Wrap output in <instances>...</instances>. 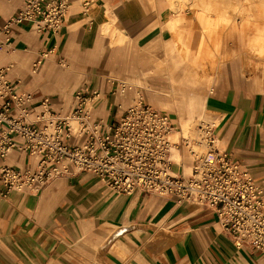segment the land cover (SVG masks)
Instances as JSON below:
<instances>
[{"label": "crops", "instance_id": "1", "mask_svg": "<svg viewBox=\"0 0 264 264\" xmlns=\"http://www.w3.org/2000/svg\"><path fill=\"white\" fill-rule=\"evenodd\" d=\"M25 1L0 0V19L9 18ZM143 2L160 10L171 7L167 9L166 24L171 37L163 39L161 33L155 34L142 49L144 56L139 68L147 72L150 62L158 73L156 83L148 86L164 93L166 84L172 85L171 78H180L181 85L176 87L180 93L187 94L197 93L193 87L201 89L210 84L211 73L205 71L223 60L215 58L220 51L218 43L214 46L215 43L206 40L196 41L191 20L183 10L187 4L195 5L194 0L186 4L184 0ZM72 16H66L64 23ZM195 19L208 29L204 33L207 38L222 34L211 29L213 22L208 15L197 14ZM220 20L223 18L217 20L215 27ZM31 29L30 24L16 27L11 41L0 46V71L5 79L36 95L31 102L36 115L41 109V99L49 98L44 87L59 90L62 81L50 83L47 78L52 76L47 74L58 70L54 63L63 59L73 35L58 40L56 32L39 33L37 41ZM102 30L108 38L103 51L110 48V43L119 45L120 50L131 49L132 38L117 27L115 17ZM151 31L153 28L149 27L143 33L146 36ZM113 48L111 45L110 49ZM37 55L41 58L35 60ZM33 60V67L37 63L42 65L35 77L27 70ZM35 82L38 88L31 91ZM143 82L147 84V79ZM249 85L255 89L253 80ZM50 102L56 111L51 99ZM246 140L250 144L240 145L241 150L256 149L255 144L251 146L256 141L254 136L250 134ZM224 151L232 155L231 151ZM261 156L259 161L264 169V152ZM33 162L32 156L18 149L0 157V193L4 165L23 167ZM194 204L178 203L172 196L140 189L132 193L117 192L86 171L62 173L49 179L39 192L14 191L7 197L0 195V264H236L232 260L236 251L247 264H264L263 251L237 243L223 230L213 209L198 204L192 208Z\"/></svg>", "mask_w": 264, "mask_h": 264}, {"label": "rangeland", "instance_id": "2", "mask_svg": "<svg viewBox=\"0 0 264 264\" xmlns=\"http://www.w3.org/2000/svg\"><path fill=\"white\" fill-rule=\"evenodd\" d=\"M86 2L89 4L86 5ZM184 2L186 4L188 0ZM194 3L195 5H185L183 10L191 20V29L196 33V41L201 43L206 40L215 43L214 46L218 43L220 51L215 58L223 60L220 64L213 63L214 68L205 71L211 73L210 84L201 89L193 87V91L197 93H180L185 95L184 106L186 105L188 110L191 107L197 110L191 119L197 131L202 133V140L198 144L199 152L205 153L211 148L210 145L223 151H231L250 171L264 197V169L259 161L264 152V94L260 93H264V0H194ZM69 5L66 16H73L66 23L63 22L56 34L58 40L73 36L63 59L54 63L58 70L48 73L52 78L47 79L50 83L60 82L68 66V72L76 70L83 74L71 89L70 99H65L60 90L50 89V86L44 87L43 91L51 99L56 112L62 117L70 116L76 105V94L81 91L87 98L86 109L106 123L119 121L129 107L142 101L170 114L174 123L173 129L180 131V119L188 117L189 113L184 115L173 110L168 104H158V89L148 86L156 81L155 76L158 75L154 64L147 62V72L139 68L144 56L142 49L150 44L155 34L161 33L163 39L171 37V31L166 25L169 18L167 9L171 7L167 6L163 10L158 7L151 8L145 5L143 0H70ZM206 9L210 10L205 11ZM197 14L208 15L213 22L211 29L219 30L222 34L207 38L204 33L208 29L202 21L195 19ZM114 17L117 27L132 38V46L128 52L111 43L110 48L111 45L114 48L103 51L108 38L102 27ZM222 18L215 27L217 20ZM31 27L35 40L39 41L40 32L37 25ZM149 27H152L153 31L145 36L147 33L143 32ZM40 58L37 55L35 60ZM33 63L34 60L27 66V70L35 77L41 72L42 65L37 63V66L33 67ZM180 71L182 70L179 69ZM146 79L147 84L143 82ZM252 80L255 89L249 85ZM169 85L170 82L166 84L167 89ZM178 85H181V82ZM37 88L35 82L31 91ZM32 94L35 98L36 95ZM33 113L29 117L30 120L35 119ZM73 124L74 127L78 125L76 121ZM250 134L256 139L251 143V146L255 144L256 149L241 150L240 145L250 144L246 140ZM169 140L173 146L174 141L172 142L170 135ZM185 141L180 132L177 146L183 153V158ZM198 155L192 157L190 166L185 165V162L183 166L175 162L171 153L173 174L189 175ZM195 206L198 205L194 204L192 208ZM240 248L239 250H243ZM232 258L236 264H247L239 251L234 252Z\"/></svg>", "mask_w": 264, "mask_h": 264}, {"label": "built area", "instance_id": "3", "mask_svg": "<svg viewBox=\"0 0 264 264\" xmlns=\"http://www.w3.org/2000/svg\"><path fill=\"white\" fill-rule=\"evenodd\" d=\"M69 3L26 0L9 18L0 19V46L23 24L37 25L44 35L57 32ZM33 98L0 71V157L18 149L34 159L31 165L1 168L2 197L14 191L36 193L54 176L86 171L117 192L140 189L209 207L233 240L264 252L262 191L250 171L227 151L210 145L189 175H175L169 140L174 123L167 112L140 101L119 121L106 123L86 109L87 98L79 91L70 116H60L50 99L43 98L30 120Z\"/></svg>", "mask_w": 264, "mask_h": 264}, {"label": "bare ground", "instance_id": "4", "mask_svg": "<svg viewBox=\"0 0 264 264\" xmlns=\"http://www.w3.org/2000/svg\"><path fill=\"white\" fill-rule=\"evenodd\" d=\"M67 63V61H66ZM69 64V63H68ZM56 69V68H54ZM66 72H64L63 79H61V85L58 87V89L61 91L60 93L65 95V99H70L71 89L73 86L80 80L83 73L70 71V67L68 66L66 69ZM77 72V73H76ZM73 75H72V74ZM68 76V78H66ZM171 84L169 89H167L164 93H160V96L156 97V101L158 104H168L173 110L177 112H181L184 115L189 113L188 117H181V130L178 131L176 128H174L170 133V138L172 139L173 146H172V157L175 160V162L179 165L182 164L183 166L189 165L192 157L194 158V155L200 154L198 144L201 142L202 137L200 136L202 133H199L197 129L194 127V121L191 119L193 118L197 110L191 109L188 110L187 106L185 107L184 104V96L180 95V88L176 87L179 82H181L180 78H171L170 79ZM189 106V105H188ZM181 116V115H180ZM182 133L184 136V139L186 140V148L184 149V158L182 157L183 153H181L179 147L177 146V139L179 138V133ZM199 152V153H198ZM184 161L182 162L181 160ZM185 162V165H184ZM190 166V165H189ZM241 244L240 242H237Z\"/></svg>", "mask_w": 264, "mask_h": 264}]
</instances>
